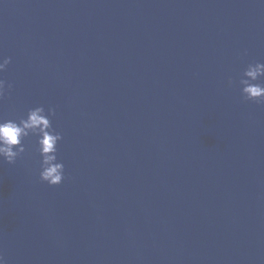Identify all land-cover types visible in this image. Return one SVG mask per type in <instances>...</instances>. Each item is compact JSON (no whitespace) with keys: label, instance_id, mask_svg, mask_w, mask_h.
<instances>
[{"label":"water","instance_id":"1","mask_svg":"<svg viewBox=\"0 0 264 264\" xmlns=\"http://www.w3.org/2000/svg\"><path fill=\"white\" fill-rule=\"evenodd\" d=\"M0 57V117L55 107L65 165L42 182L35 137L0 162L7 264H264V104L238 84L264 0H0Z\"/></svg>","mask_w":264,"mask_h":264},{"label":"clouds","instance_id":"2","mask_svg":"<svg viewBox=\"0 0 264 264\" xmlns=\"http://www.w3.org/2000/svg\"><path fill=\"white\" fill-rule=\"evenodd\" d=\"M246 54V53H245ZM11 58L0 57V74L10 64ZM234 81L228 80L229 86ZM238 84L242 97L248 101L264 104V62H251L243 69ZM11 84L0 78V99L11 89ZM56 115L55 107L36 106L29 108L26 116L17 119L0 117V162L14 164L26 151L24 141L29 137L36 138V150L39 153V178L49 186H58L65 179V165L58 159V144L63 140L61 132L52 124ZM0 264H7L0 251Z\"/></svg>","mask_w":264,"mask_h":264}]
</instances>
